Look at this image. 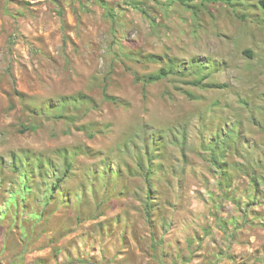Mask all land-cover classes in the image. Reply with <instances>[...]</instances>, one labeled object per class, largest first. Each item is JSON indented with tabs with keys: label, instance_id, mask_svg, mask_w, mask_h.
<instances>
[{
	"label": "rangeland",
	"instance_id": "374dc122",
	"mask_svg": "<svg viewBox=\"0 0 264 264\" xmlns=\"http://www.w3.org/2000/svg\"><path fill=\"white\" fill-rule=\"evenodd\" d=\"M254 2L0 0V264H264Z\"/></svg>",
	"mask_w": 264,
	"mask_h": 264
},
{
	"label": "trees",
	"instance_id": "16d2710c",
	"mask_svg": "<svg viewBox=\"0 0 264 264\" xmlns=\"http://www.w3.org/2000/svg\"><path fill=\"white\" fill-rule=\"evenodd\" d=\"M207 1H217V0H207ZM221 1H224L225 3H231V1L233 0H221ZM254 5L260 9H262L264 11V0H255L254 2ZM245 53L248 54L249 56H252L253 54L249 51V50H245ZM173 71L172 69H169V70H161L160 72L156 73V74H152V75H149L147 77V82H152V81H155V80H159L167 75H169V73ZM197 77H198V80H193L191 82H187V83H191V84H194V85H198L203 79L202 77L200 78L197 74ZM211 84H206V86H210ZM106 98L108 99H112V100H116L117 98L113 97V96H108L107 94H105ZM78 100H80L79 98H74V103H76ZM36 128V126L34 127ZM67 172L69 171V168H67L66 170ZM59 182L61 181V178L58 179Z\"/></svg>",
	"mask_w": 264,
	"mask_h": 264
}]
</instances>
